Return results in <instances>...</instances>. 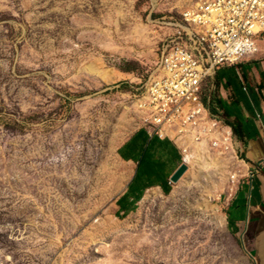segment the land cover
<instances>
[{"label":"rangeland","instance_id":"374dc122","mask_svg":"<svg viewBox=\"0 0 264 264\" xmlns=\"http://www.w3.org/2000/svg\"><path fill=\"white\" fill-rule=\"evenodd\" d=\"M199 1L0 0V264H253L225 228V200L249 175L241 156L211 154L216 167L208 151L171 193L114 211L127 182L117 149ZM218 73L239 80V64L205 82L208 104L229 99Z\"/></svg>","mask_w":264,"mask_h":264},{"label":"built area","instance_id":"2783aa9c","mask_svg":"<svg viewBox=\"0 0 264 264\" xmlns=\"http://www.w3.org/2000/svg\"><path fill=\"white\" fill-rule=\"evenodd\" d=\"M263 36L264 0H200L164 43L137 100L142 128L172 137L187 165L199 147L215 157L238 160L233 132L223 112L213 113L205 102L204 84L221 68L256 56Z\"/></svg>","mask_w":264,"mask_h":264},{"label":"crops","instance_id":"0c3cea01","mask_svg":"<svg viewBox=\"0 0 264 264\" xmlns=\"http://www.w3.org/2000/svg\"><path fill=\"white\" fill-rule=\"evenodd\" d=\"M258 48L256 56L239 64V80L234 76L230 85L225 83L229 92V99L222 100L226 121L249 175L225 200L224 219L227 232L251 262L264 264V37ZM117 157L127 169V182L114 202L116 216L135 212L148 194L171 193L177 186L171 178L184 163L172 137L142 127L123 141Z\"/></svg>","mask_w":264,"mask_h":264},{"label":"trees","instance_id":"16d2710c","mask_svg":"<svg viewBox=\"0 0 264 264\" xmlns=\"http://www.w3.org/2000/svg\"><path fill=\"white\" fill-rule=\"evenodd\" d=\"M264 37V36H263ZM221 70V69H220ZM234 73L232 76H229L227 78H225V76L221 75V74H217V79L220 81V80H224L226 84L230 85L231 84V81L230 79H234ZM205 102H207V100L205 99ZM211 110L213 113H218V109L220 111L223 112V115L225 117V122L227 124V121H226V116H227V112L225 110V107L223 105V102L221 99H217L215 96H213L212 100L210 101V104H209ZM228 125V124H227Z\"/></svg>","mask_w":264,"mask_h":264},{"label":"bare ground","instance_id":"6f19581e","mask_svg":"<svg viewBox=\"0 0 264 264\" xmlns=\"http://www.w3.org/2000/svg\"><path fill=\"white\" fill-rule=\"evenodd\" d=\"M205 154H208V149L204 150L202 149L201 147L197 148L194 152H192L191 156L188 157V160L190 161L191 157H193V160L196 159L198 157L201 158V156L205 155ZM211 154V153H210ZM208 157V155H206ZM187 160L188 164H189V161ZM196 160L195 161H192L191 163V168L193 167L194 168V164L196 163ZM210 160L209 158L207 159V161ZM234 160V159H233ZM210 162L213 163V165H216V167H218V163H219V160L217 159H213V160H210ZM209 163V161H208ZM236 178V175H232L231 176V179H234Z\"/></svg>","mask_w":264,"mask_h":264},{"label":"water","instance_id":"95a60500","mask_svg":"<svg viewBox=\"0 0 264 264\" xmlns=\"http://www.w3.org/2000/svg\"><path fill=\"white\" fill-rule=\"evenodd\" d=\"M188 170H189L188 165L186 163H183L171 178V182L173 184H177L182 179V177L188 172Z\"/></svg>","mask_w":264,"mask_h":264}]
</instances>
